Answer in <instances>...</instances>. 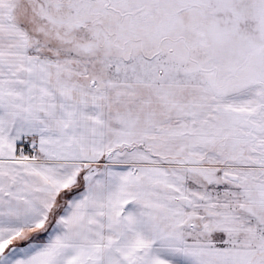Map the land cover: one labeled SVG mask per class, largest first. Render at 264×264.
<instances>
[{
  "label": "snow or ice",
  "instance_id": "6c2138e0",
  "mask_svg": "<svg viewBox=\"0 0 264 264\" xmlns=\"http://www.w3.org/2000/svg\"><path fill=\"white\" fill-rule=\"evenodd\" d=\"M0 264H264V0H0Z\"/></svg>",
  "mask_w": 264,
  "mask_h": 264
}]
</instances>
